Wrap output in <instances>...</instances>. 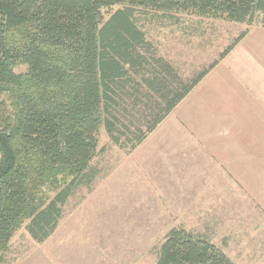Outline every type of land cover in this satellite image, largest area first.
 I'll use <instances>...</instances> for the list:
<instances>
[{"label":"trees","instance_id":"16d2710c","mask_svg":"<svg viewBox=\"0 0 264 264\" xmlns=\"http://www.w3.org/2000/svg\"><path fill=\"white\" fill-rule=\"evenodd\" d=\"M113 5L122 7L104 19ZM135 6L264 24V0H0V264L19 227L37 243L53 233L102 126L121 145L114 110L124 98L148 109L132 150L248 31L181 78L144 40ZM19 65L25 71L15 72ZM156 264L235 263L206 236L175 226Z\"/></svg>","mask_w":264,"mask_h":264},{"label":"rangeland","instance_id":"374dc122","mask_svg":"<svg viewBox=\"0 0 264 264\" xmlns=\"http://www.w3.org/2000/svg\"><path fill=\"white\" fill-rule=\"evenodd\" d=\"M120 7L102 9L103 18ZM134 10L133 19L144 32V40L150 42L157 57L174 64L181 78L208 65L244 29L248 31L237 43L239 49L244 48L248 53L242 64L250 67L256 62L259 72L264 69V24L248 25L139 6ZM253 49L257 55L255 61L251 55ZM25 69V65H19L15 72ZM251 69L256 74L253 65ZM252 89L264 99V85H254ZM186 102L174 114L180 126V142L165 150L161 145V130H156L142 144L129 150L133 131L137 127L143 129L148 109L144 99L133 104L124 98L114 110L118 118L116 127L126 131L121 135L115 131L121 145L113 142L102 126L97 135L96 154L64 203L53 233L37 243L23 226L19 227L11 236L1 264H156L159 245L165 233L175 226L206 236L228 251L236 264H244L243 257L236 256L241 249L235 245L223 246V231L218 225H211L205 213V195L210 188L206 182L208 173L216 171L217 166L200 162V152L195 161L188 157L191 151L186 140L191 103ZM171 125L169 122L159 128L167 129ZM162 149L165 151L161 152ZM173 151L175 155L167 157ZM203 178L207 184L193 183Z\"/></svg>","mask_w":264,"mask_h":264},{"label":"crops","instance_id":"0c3cea01","mask_svg":"<svg viewBox=\"0 0 264 264\" xmlns=\"http://www.w3.org/2000/svg\"><path fill=\"white\" fill-rule=\"evenodd\" d=\"M238 44L146 137L161 130V145L165 150L180 142V126L174 114L185 101L191 103L186 140L191 151L188 157L195 161L200 152V162L217 166L216 171L208 173L206 181L210 187L205 195L209 223L223 231V246L235 245L241 249L236 256L243 257L244 264H264V99L252 89L254 85H264V69L259 72L256 62L252 63L255 74L252 65H243L248 53L244 48L239 49ZM251 55L255 61L254 49ZM231 57L235 61H226ZM169 122L170 128H159ZM173 155L174 151L167 157ZM198 182L205 183L204 178L193 180Z\"/></svg>","mask_w":264,"mask_h":264}]
</instances>
